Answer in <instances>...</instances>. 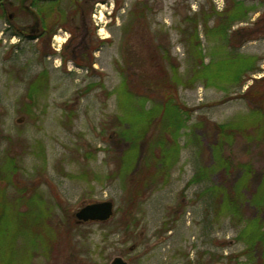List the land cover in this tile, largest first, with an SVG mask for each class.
<instances>
[{
	"label": "rangeland",
	"instance_id": "rangeland-1",
	"mask_svg": "<svg viewBox=\"0 0 264 264\" xmlns=\"http://www.w3.org/2000/svg\"><path fill=\"white\" fill-rule=\"evenodd\" d=\"M241 1L246 16L230 29L229 46L203 24L228 0H0V208L9 217L0 264H111L117 256L128 264L261 263L256 235L213 190L230 192L247 176L246 220L264 190V87L255 82L264 76V0ZM39 6L52 8L51 37L31 14ZM196 16L205 63L226 73L236 70L228 56L250 62L240 81L192 80L183 31ZM209 18L214 27L218 18ZM154 46L178 63L184 83L174 95L188 118L169 167L140 183L159 136L152 122L139 139L163 95ZM215 125L239 130L221 136ZM131 137L139 145L126 152ZM214 146L230 168L223 177L212 170ZM203 170L206 179L190 183ZM104 200L115 205L109 221L76 223L82 205Z\"/></svg>",
	"mask_w": 264,
	"mask_h": 264
},
{
	"label": "trees",
	"instance_id": "trees-1",
	"mask_svg": "<svg viewBox=\"0 0 264 264\" xmlns=\"http://www.w3.org/2000/svg\"><path fill=\"white\" fill-rule=\"evenodd\" d=\"M241 0H228V5L223 9V11H216L213 14L205 16L203 24L205 27V32L206 34L218 36L222 38L227 45H232L234 42V35H230V29L233 27V25L241 21L246 15L247 9H245L244 4L241 3ZM82 7L78 8V10L74 11V15H77L78 11L81 10ZM52 13V8H43V6H39V14L37 15L36 13L34 14L33 11H31V14L34 15L35 18L40 19L41 23V31L42 33L45 31L49 32V36L54 32V28H51L49 25V16ZM142 13V16H144V20L146 19L144 10ZM138 13V14H140ZM39 16V17H38ZM211 16H215L217 19L216 24L213 26H210L209 20ZM141 17V16H140ZM142 18V17H141ZM141 20V19H140ZM186 21L190 20L193 25H192V30H184L185 36H187V41L189 42L190 46V51L193 56V71H192V80L195 81V79L198 78H207L209 81L214 78H225L228 81L229 80H238L240 81V76L242 73L245 71L246 67H249L250 62L247 60H243L240 57L235 58V57H230L228 56L226 58L227 61H232L231 65L236 67V70H231L230 72L222 73L221 71H218V69H215L216 65L213 66V63H205V57L203 55L202 49H201V42H200V31H199V25H200V19L196 17H186ZM142 23V22H140ZM261 28H256L254 31H260ZM263 29H264V24H263ZM238 33V32H236ZM250 33V32H249ZM249 33H244L243 36L248 35ZM20 35V34H18ZM157 52V54H156ZM159 55V56H157ZM150 56L152 58L158 59L160 64H158V84L159 85V90L163 91V95L160 97V103H158L156 106H153L152 109L149 110V113H147V121L148 123H144L142 127V132L140 134V138L142 139V135L146 132L147 125L149 126L152 122H154L157 126V129L159 130V136L155 140L156 143L153 146L151 145L150 147V153L147 155L146 163H145V174H142L140 176V183H146L148 180H151L157 176L160 171H163L165 167H169V164L171 163L172 157L174 155V144L176 141V136L180 132V130L186 126V120L188 117L186 109L178 103V101L175 98L174 92H177V87L180 84H183V78L182 75L178 72V63H173L172 58L170 57V51L166 50V48H162V46H159L156 48L154 46V49L150 52ZM130 61L133 58H129ZM165 61H171V67H172V72L167 69L168 67L165 66L164 62ZM129 62V61H128ZM233 77V78H231ZM256 84L259 83L261 84L260 87H264V76L261 78H257L255 80ZM254 87L252 86V90ZM251 91V90H250ZM255 95V94H254ZM253 95V96H254ZM258 95V94H257ZM260 98L264 101V93L259 94ZM258 95V96H259ZM248 97H252L250 95V92L248 93ZM140 118H143L140 114L138 113ZM145 118V117H144ZM260 125L257 126V130L261 131V128H264V113L260 115ZM185 123V125H184ZM151 126V125H150ZM145 127V130H144ZM215 129H217L218 134L221 136H224L225 133H230L231 130H239L238 128L232 127V126H225V125H215ZM134 130V129H133ZM136 130V128H135ZM139 139L137 137H131L129 138V148L126 150L130 149L131 151L137 150L138 147V142ZM221 143V142H220ZM220 143H217V146L220 145ZM168 148H167V147ZM213 147V146H212ZM215 148H212L211 152V159L213 160V168L212 170H216L217 172L222 173L223 177V172L225 173L228 171L229 165L227 162H224L221 158H217L215 156L214 150H217V147L214 146ZM125 159L122 158V161ZM206 174V173H205ZM204 174V170L197 174L195 177L192 178L190 183H198L202 181L203 179H206V175ZM247 183H248V177L243 176L240 177L237 181L231 183V191L225 190V187H220L219 185H215L213 190L216 192V194H219V197L221 198L222 201V207H226V209H231V213L236 215L237 217L240 218V220L245 222V227L243 229L244 233L246 234L248 231L253 235V233L256 235L253 241H257L254 243V246H261L262 251H261V263L259 264H264V223L262 222V218L260 217V213L264 214V190L263 191H258L255 193V199L253 198L250 200V203H252L257 209L255 214L249 218L248 220L245 219V215H243V208H244V199H243V191L247 190ZM244 205V206H243ZM21 215L22 214H18ZM260 217V218H259ZM9 217L6 214L5 215V210L4 207L0 208V236H2L6 230L7 226V221ZM260 219V221H259ZM15 220V219H14ZM19 222L14 223L15 228H17ZM20 229V228H19ZM17 229L16 231H18ZM263 229V230H262ZM243 233V234H244ZM257 243V244H256Z\"/></svg>",
	"mask_w": 264,
	"mask_h": 264
},
{
	"label": "water",
	"instance_id": "water-1",
	"mask_svg": "<svg viewBox=\"0 0 264 264\" xmlns=\"http://www.w3.org/2000/svg\"><path fill=\"white\" fill-rule=\"evenodd\" d=\"M114 212L115 205L112 200L91 202L82 205L75 212V220L77 224L106 222L114 216ZM111 264H128V262L122 256H117Z\"/></svg>",
	"mask_w": 264,
	"mask_h": 264
},
{
	"label": "flooded vegetation",
	"instance_id": "flooded-vegetation-1",
	"mask_svg": "<svg viewBox=\"0 0 264 264\" xmlns=\"http://www.w3.org/2000/svg\"><path fill=\"white\" fill-rule=\"evenodd\" d=\"M82 10H84V8L82 9ZM83 14H85V13H83ZM61 27H63V26H61ZM62 30V29H61ZM52 36V35H51ZM69 37H72V34H70V36L68 35L67 36V38H66V41H71L72 40V38H70V40H69ZM54 38H56L55 36H54ZM54 45V44H53ZM68 45V44H67Z\"/></svg>",
	"mask_w": 264,
	"mask_h": 264
}]
</instances>
